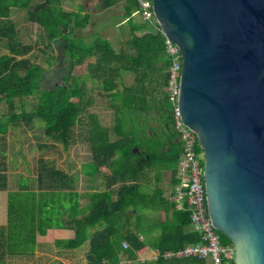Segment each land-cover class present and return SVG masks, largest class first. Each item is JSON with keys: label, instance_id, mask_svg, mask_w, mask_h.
Segmentation results:
<instances>
[{"label": "trees", "instance_id": "1", "mask_svg": "<svg viewBox=\"0 0 264 264\" xmlns=\"http://www.w3.org/2000/svg\"><path fill=\"white\" fill-rule=\"evenodd\" d=\"M124 1L126 28H121L123 38L116 50L100 36L85 45L74 31L87 26L90 15L64 10L61 0H0V38L5 39L7 48V53L0 54V105L6 106V112L0 113V139L8 123L38 120L43 123L45 137L67 147L73 141V127L86 109L81 97L89 79L101 81L114 109L111 130L94 119L84 137L92 151V172L102 177L107 189L90 193L89 202L81 206L79 195L65 183L67 175L51 167L48 183L39 180L46 190H30L28 186L9 190L7 221L0 224V264H6L9 257L33 255L38 240L53 229L63 232L54 239L56 247L76 249L88 242L86 264H208L197 257H165L167 251L181 250L200 242L201 237L189 229L186 198L175 199L182 144L174 129L175 107L164 91L170 64L166 40L150 27L137 0ZM114 3L116 0H105L103 7ZM13 11H25L53 50V44L63 43L68 73L53 89L43 87L47 68L27 54L31 46L19 40L10 19ZM134 11L140 13L139 21L133 20ZM54 60L55 56H48V67ZM77 67H84L85 73L74 76ZM123 73H131L133 80L120 87ZM28 97H34L35 104L26 110L23 101ZM17 105L20 111H16ZM3 117L5 122H1ZM150 118L158 125H148ZM146 168L155 170L157 182L163 171L170 172L168 195L159 185L151 190L141 188L139 179ZM3 176L0 174V181ZM5 186L0 182V190H6ZM151 212L162 215L158 218ZM101 222L104 226L91 233L90 229ZM150 222L157 229L155 235H151ZM217 233L221 245L233 247L228 237ZM144 246L158 252L155 259H137V252Z\"/></svg>", "mask_w": 264, "mask_h": 264}, {"label": "water", "instance_id": "2", "mask_svg": "<svg viewBox=\"0 0 264 264\" xmlns=\"http://www.w3.org/2000/svg\"><path fill=\"white\" fill-rule=\"evenodd\" d=\"M182 66L177 110L204 152L208 213L234 264H264V0H152Z\"/></svg>", "mask_w": 264, "mask_h": 264}, {"label": "rangeland", "instance_id": "3", "mask_svg": "<svg viewBox=\"0 0 264 264\" xmlns=\"http://www.w3.org/2000/svg\"><path fill=\"white\" fill-rule=\"evenodd\" d=\"M72 1L71 10L80 11L81 6H77ZM63 5L66 9L70 7L67 3ZM61 7L65 9L63 6ZM10 19L17 27V35L22 44L31 46V50L27 54L33 61L47 68L43 76V87L47 90L53 89L55 83L60 82L62 77L68 73L67 61L62 51L63 43H55L54 50L50 48L41 28L27 19L25 11H13ZM126 20L124 16L110 19L111 24L116 23L117 25L111 34L113 46L116 50L119 49L120 41L123 38L121 28H126ZM2 24L3 22L0 21V27ZM94 37H91L90 42L84 39L83 42L85 45H90ZM5 45V39L0 38V54L7 53ZM50 55L55 56L51 68L46 63ZM85 71L84 67H77L72 73L74 76H81ZM132 80L133 75L131 73H123L119 86L122 87L123 84L129 85ZM83 89L81 101L87 104L86 109L81 115L80 120L73 127V141L67 147L61 142L45 137L41 121L33 120L25 122L17 119L14 122L8 123L7 130L4 134H1L0 139V174L4 175V179L0 182L5 183L6 192L18 190L20 186H28L30 190L35 191L41 188L46 190L47 187L40 186L39 180L42 178L44 185L48 183V169L51 167L67 175L65 183L69 184L71 190L79 195L81 205H86L89 202L88 197L91 192L107 189L102 177L92 172V151L89 143L84 140V137L87 134V130L92 126L94 119L102 127H107L111 130L114 124V109L109 105V99L101 86L100 80H87ZM34 104V97L25 98L23 101V106L26 110L34 107ZM16 111H20L19 105H17ZM5 112L6 106L5 104H1L0 113L4 114ZM153 116L154 114L152 113L151 117ZM5 121L6 117H3L1 122ZM125 124L128 126L129 122L127 121ZM147 124L155 127L158 125V122L150 118ZM139 180L143 190H151L159 185L166 195L170 192L169 171H163L160 181L157 182L155 170L153 168H146ZM115 188L116 186L113 187V189ZM57 189L66 190L62 189L61 186H57ZM1 192L3 191H0V215H4L7 193L3 194ZM151 214L158 218L162 215L158 212H151ZM103 226L104 223L101 222L95 228L90 229V231L92 232L93 229H99ZM150 227L152 230L151 235H155L157 233L156 227L153 223L150 224ZM88 247V242H85L76 249L54 247L50 243L40 244L33 255L9 257L6 264H86L85 257ZM222 264H231V262L225 260Z\"/></svg>", "mask_w": 264, "mask_h": 264}, {"label": "built area", "instance_id": "4", "mask_svg": "<svg viewBox=\"0 0 264 264\" xmlns=\"http://www.w3.org/2000/svg\"><path fill=\"white\" fill-rule=\"evenodd\" d=\"M150 25L159 31V25L152 10V0H137ZM166 55L169 59L167 70V85L164 91L170 97L175 107L174 129L178 133L182 144V152L177 164V178L175 185V199L181 201L186 198L190 211L189 229L200 235L201 241L186 245L176 252L167 251L165 257H197L208 264H222L225 260L231 262L234 258V247L223 246L208 213L207 194L203 178L204 152L194 132L180 119L177 110V99L180 88L182 59L178 46L166 37ZM198 146V148H197ZM123 247L127 244L123 242Z\"/></svg>", "mask_w": 264, "mask_h": 264}, {"label": "crops", "instance_id": "5", "mask_svg": "<svg viewBox=\"0 0 264 264\" xmlns=\"http://www.w3.org/2000/svg\"><path fill=\"white\" fill-rule=\"evenodd\" d=\"M104 1L105 0H73L72 1L75 4H77V6L78 5L81 6V10H80L81 13H88L90 15L89 24L87 26H85L84 28L75 29L74 32H75L77 37H80L84 40H88L89 42H90L92 36H95V37L100 36L101 38H106L111 43L112 47H114L113 46L114 45L113 39H111V34L113 32V29H115L117 25H116V23L111 24L110 19L111 18L112 19L117 18L120 16L125 17V13H126L125 5L126 4H125L124 0H116V3L112 4L111 6H109L107 8H104L103 7ZM64 3H67L70 6L69 9H66L64 7V5H63ZM71 4H72L71 0H61V6H63L66 9V11H74V10H71L72 9ZM82 4H83V7H82ZM132 18L135 21H139L141 19L140 13L137 11L132 12ZM150 27H152V26L150 25ZM152 28L156 29L155 27H152ZM54 45L55 44H53V46ZM0 191H3V192H1L3 194L7 193L6 190H0ZM81 206H84V205H81ZM1 209H2V207H1ZM0 221H1L0 224H6V221H7V194H6V200H5V214L0 215ZM93 231H94V229H93ZM62 233H63L62 231H59L57 229L50 230L49 233L47 234L46 238L44 237V239L38 240V244L40 245V244L50 243L54 247H56L54 245V239L59 238L58 236ZM38 244H37L36 249L39 247ZM35 252H36V250H35ZM157 254H158V252L156 250H153L149 246H144L141 250H139L137 252V259H139V260H152V259H155ZM144 257H146V259H144ZM150 258H152V259H150ZM85 259H86V257H85ZM123 262H124V260H123Z\"/></svg>", "mask_w": 264, "mask_h": 264}]
</instances>
